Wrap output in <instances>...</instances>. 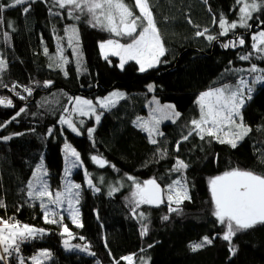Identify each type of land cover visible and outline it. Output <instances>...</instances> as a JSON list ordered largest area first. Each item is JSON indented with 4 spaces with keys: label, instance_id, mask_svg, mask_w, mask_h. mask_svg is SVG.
Segmentation results:
<instances>
[{
    "label": "trees",
    "instance_id": "obj_1",
    "mask_svg": "<svg viewBox=\"0 0 264 264\" xmlns=\"http://www.w3.org/2000/svg\"><path fill=\"white\" fill-rule=\"evenodd\" d=\"M126 2L131 3V0ZM7 3L9 0H0V4ZM150 3L168 51L158 67L144 73L138 71L134 61L128 62L123 70L118 67V58L109 57L111 63L105 61L98 42L110 38L109 34L89 27L83 20L68 19L65 10L52 7L51 0H34L27 14L23 13V8L29 5L8 8L4 13L5 23L0 33L7 32L10 41L5 43L0 35V57L7 62V68L0 72V84L4 85L0 86V95L9 97L13 107L0 104V123L6 124L0 128V137L11 135L13 138L0 139V200L6 205L0 208V217H15L23 224L45 228L48 233L21 246L20 255L24 256L25 264H32L30 257L40 250L52 254L45 264H113L114 258L119 260L126 255H133L136 261L148 259L149 264H264V227L257 226L235 237L232 242L237 247L235 255L229 252L228 243L219 238L217 234L222 233V226L211 214L213 205L208 184L210 178L233 168L264 175V162L258 152L264 151V86H256L253 99L242 109L244 121L252 132L236 149L215 141L209 143L207 139L202 141L195 134L182 140L189 121L198 118L195 100L201 92L234 83L239 75H246L236 73L235 69L248 68L251 63L264 68L262 60L241 61L238 58L250 50L251 35L264 28L261 24L264 12L253 14L249 21L252 28L234 30L236 35L245 38L244 47L225 49L222 44L235 38L232 33L211 42L206 36H216L219 32L218 25L212 23L213 17L219 20L223 14L229 22L238 19L239 6L235 0H207V3L204 0H150ZM50 8L53 12H61V16L50 15ZM74 23L80 31L86 69L81 73L76 71L64 33V27ZM204 28L209 32L197 37L195 33ZM57 37H65L60 42L70 61L66 65L67 76L49 67V56L56 55ZM45 47L49 55L44 54ZM45 81H52L51 86L44 87ZM14 84L18 85L14 93L22 92L25 101L13 94ZM149 84L155 86V91H148ZM25 87L33 89L31 96L24 91ZM114 90L124 91L126 97L114 108L104 111L99 124L90 121L82 135L58 123L64 107L69 106V97L96 100ZM153 97L162 103L174 104L181 114L175 123L162 126L164 135L157 137L158 147L167 150V158L159 162L154 156L157 146L150 144L147 134L133 124L136 117L147 115ZM21 107L25 112L7 123ZM90 127L95 128L91 139L86 131ZM49 128L53 129L52 135H48ZM16 133L23 135H14ZM178 141L181 143L177 152ZM66 142L81 154L83 167L75 178L83 184L84 195L81 204L83 227L65 223L76 237L71 240L72 244L88 245V252L66 250L64 237L59 234L60 227L45 224L39 202L30 207L26 193L21 191L26 188L41 158L52 187L60 188ZM93 155L106 159L115 168L93 164ZM177 157L189 165L184 176L191 199L180 205V213L169 212L167 204L142 206L138 211H144L147 216L148 234L141 237V222L133 216L126 200L130 187L111 196L108 192L121 179H126L125 174L139 181L155 177L162 187L169 184L179 176L168 171ZM85 170L100 188L98 194L85 188ZM165 215L168 220L162 219ZM80 236L84 239H79ZM205 236H216V239L211 245L192 252L189 245L200 242ZM8 264H18L15 256ZM121 264L126 262L121 261Z\"/></svg>",
    "mask_w": 264,
    "mask_h": 264
},
{
    "label": "snow or ice",
    "instance_id": "obj_2",
    "mask_svg": "<svg viewBox=\"0 0 264 264\" xmlns=\"http://www.w3.org/2000/svg\"><path fill=\"white\" fill-rule=\"evenodd\" d=\"M31 2H34V0H9L7 4H0V27L5 23L4 13L8 8L29 5L23 8V13L27 14L30 11ZM204 2L207 3V0H204ZM51 4L53 8L65 10L68 19L77 22L83 20L89 27L108 33L110 38L98 42L100 53L103 59L109 63H111L109 56L119 57L118 67L121 70L129 61H134L141 73L156 68L163 62L161 58L166 55L168 50L157 26L150 0H131V3L126 2V0H51ZM235 4L239 6L238 19L229 22L223 14L219 17V20L213 17L212 23L218 25L219 32L216 36L210 34L206 36V39L211 42L232 33L235 38L222 44L225 49L244 47L246 44L245 38L236 35L234 30L237 28H252L249 21L253 19V14L264 12V0H235ZM49 14L61 16V12H53L51 8ZM189 23H191L190 20ZM261 24H264V21H261ZM8 26L12 27L11 23ZM208 32L209 29L204 28L202 31H197L195 35L203 37ZM64 33L68 48L72 50L76 71L81 73L86 69L83 63L79 28L75 23L66 25ZM0 35L3 36L5 43L10 41L7 32L0 33ZM65 37H57L56 55L49 56L51 61L49 67L59 69L67 76L66 65L70 61L64 55L65 48L60 42ZM121 40L125 42H121ZM251 41L250 50L240 54L239 60L251 61L255 58L264 61V28L252 34ZM44 54L49 55L47 47L44 48ZM6 68L7 62L0 59V72ZM235 72L245 73L246 75H239L234 83H224L199 94L195 100L199 110L198 118L189 121L187 134L182 136V140H188L189 137L195 134L202 141L207 139L209 143L215 141L236 149L239 143L249 136L252 128L245 123L242 109L247 102L253 99L252 94L256 86H264V68L251 63L250 67L235 69ZM51 84L52 81H45L43 86L50 87ZM0 86L4 85L0 84ZM16 87L18 85L14 84L12 90L15 91ZM147 88L149 92L155 91V86L152 84H149ZM24 91L28 96L33 94L32 88L25 87ZM124 98V93L118 91H113L103 98H97L95 102L79 96L69 97L68 103L72 107H64L63 113L67 115L61 114L58 123L65 125L72 133L78 136L82 135L83 131L77 126V121L73 119L74 115L77 117L94 116L95 122L99 124L103 112L114 108L119 100ZM20 99L24 100L26 97L20 96ZM0 104L5 107H13L12 101L4 97H0ZM149 104L152 107L148 118L138 116L133 124L147 133L150 144L157 146L154 150V156L157 157L156 162H159L160 159L167 158V150L158 147L160 141L157 137L164 135L160 131V125L164 121L175 123L181 114L175 110L174 105H161L155 97L149 101ZM24 112L25 108L21 107L7 123L16 120ZM78 123L83 125L84 122L79 120ZM4 127H6V124L0 123V128ZM86 131L91 139L95 128L90 127ZM52 134L53 129L49 128L48 135ZM14 135H23V133ZM12 138L11 135L0 137L4 141ZM180 143L181 141H178L176 144L175 150L177 152L180 150ZM63 151L65 180L61 188H52L47 179L48 172L44 167L43 158H41L32 171L31 178L26 183V188L21 189V191L26 193L28 198L26 202H31L29 203L30 207L36 206L35 202H39L38 207L41 210V218L45 224L60 227L59 234L66 237L63 241V247L66 250L77 249L81 252H88V245L81 246L80 244L70 243L76 237L68 225L64 223L65 214H67V218L72 225L77 228L83 227L80 220V208L78 207L81 201L82 185L69 179L73 169L83 167V161L81 160V154L67 142L64 144ZM258 152L259 158L264 162V151L258 150ZM91 161L100 168L105 166L115 168V165L98 155L91 156ZM188 166L185 161L177 157L168 171L178 173L179 176L163 187L155 177L139 181L136 177L125 174L126 180L131 182L130 194L126 197V200L133 216H137L141 222V237L148 234L147 216L144 211H138L142 206L159 207L162 204H167L169 212L180 213L182 212L180 205L185 200L191 199L187 180L184 176V171ZM84 176L87 187L99 192L100 188L94 184L87 170H85ZM101 182H103V177H101ZM208 184L213 205L211 214L216 222L222 226V233L217 235L228 243L229 252L235 255L237 247L232 243L235 237L247 233L257 226L264 227V175L256 174L251 170L233 168L221 175L210 178ZM122 187H124L122 182L119 183L118 187H111L108 195H113ZM5 207L4 202L0 200V208ZM162 219L168 220L169 217L165 215ZM47 234L45 228L21 224L15 217L7 219L0 217V264H8L9 258L14 256L18 264H25V258L19 255L21 246L43 238ZM79 239L83 240L84 237L80 236ZM214 239H216V236L211 238L205 236L200 242L190 244L189 248L192 252H196L211 245ZM105 247H107L106 243ZM148 247L151 248L153 245ZM141 251H145V249H141ZM89 254L94 255V253ZM109 255L111 256L110 250ZM51 256L50 251L40 250L32 255L30 260L32 264H45V261L50 260ZM121 261L126 262V264H134L133 255L123 256L119 260L114 258L113 264H121ZM140 264H149V261L141 258Z\"/></svg>",
    "mask_w": 264,
    "mask_h": 264
},
{
    "label": "rangeland",
    "instance_id": "obj_3",
    "mask_svg": "<svg viewBox=\"0 0 264 264\" xmlns=\"http://www.w3.org/2000/svg\"><path fill=\"white\" fill-rule=\"evenodd\" d=\"M109 57H114V58H118L119 59V57H117V56H109ZM0 59H1V57H0ZM161 60H162V58H161ZM129 62H131V61H129ZM160 65V64H159ZM158 65V66H159ZM157 66V67H158ZM249 79H251L250 77H249ZM114 91H118V92H122V93H124V96L126 97V93L124 92V91H122V90H114ZM112 93V92H111ZM3 97H5V96H3ZM79 97H81V96H79ZM5 98H7V99H9V97H5ZM82 98H85V97H82ZM156 99H158L157 97H155ZM86 99H88V98H86ZM90 100H92V99H90ZM121 100H123V99H121ZM121 100H119V102L121 101ZM159 100V99H158ZM94 102H95V100H93ZM160 101V100H159ZM118 102V103H119ZM117 103V104H118ZM160 103H161V105H163V104H172V103H162L161 101H160ZM3 105V104H2ZM172 105H174V104H172ZM175 106V105H174ZM69 108H71L72 107V105L71 104H69V106H68ZM151 107H152V105L150 106V104L148 105V107H147V110H148V113H147V115H144L143 116V118H145V119H147L148 118V115H149V112H150V109H151ZM175 110L177 111V108H176V106H175ZM98 111H100L99 109H98ZM65 115H67L66 113H64ZM73 119L75 120V121H77V126L79 127V128H81L82 129V131L88 126V124H89V122L90 121H93L94 122V124L96 125L97 123L95 122V118H94V116L93 117H90V116H85V117H77V116H73ZM79 120H83V125H80L79 123H78V121ZM101 121V120H100ZM166 123H172V121H164L161 125H160V131L162 132V126L164 125V124H166ZM65 126V125H64ZM66 127V126H65ZM67 128V127H66ZM147 134V133H146ZM68 143V142H67ZM69 144V143H68ZM71 145V144H70ZM72 146V145H71ZM73 147V146H72ZM74 148V147H73ZM63 149H64V145H63ZM64 152V151H63ZM43 163H44V167L47 169V167H46V164H45V161L43 160ZM80 168H75V169H73V171H72V175L69 177V179H71V181H73L74 183H79V184H81L82 185V189H81V201H80V204L78 205V207L80 208V220H81V204H82V201H83V195H84V186H83V184L80 182V181H78L76 178H75V175H76V173L78 172V170H79ZM47 172H48V170H47ZM84 172L85 171H83V177H84V184H85V188H88L87 187V184H86V181H85V176H84ZM47 179H48V181H49V183H50V185H51V182H50V180H49V173H48V177H47ZM64 180H65V177L63 176V180H62V182H61V186H60V188L62 187V185H63V183H64ZM123 183L124 184V187H122V188H120V190L121 189H123V188H127V187H130V184H131V182H129V181H127L125 178L124 179H121L120 181H119V183ZM119 183L117 184V186H112V187H118L119 186ZM52 186V185H51ZM53 188V187H52ZM53 189H55V188H53ZM90 189V188H89ZM93 192H94V194H98L99 192H95L93 189H91ZM119 190V191H120ZM118 191V192H119ZM116 193V192H115ZM114 194V193H113ZM173 206H175V205H173ZM69 223V224H72L71 223V221L67 218V214H65V220H64V223ZM74 226V225H73ZM69 227V226H68ZM75 227V226H74ZM70 228V227H69ZM71 230V229H70ZM72 231V230H71ZM66 237H64V239H65ZM70 243L72 244V242L70 241ZM133 260H134V258H133ZM140 262H141V258L138 260V261H136V260H134V264H140Z\"/></svg>",
    "mask_w": 264,
    "mask_h": 264
},
{
    "label": "built area",
    "instance_id": "obj_4",
    "mask_svg": "<svg viewBox=\"0 0 264 264\" xmlns=\"http://www.w3.org/2000/svg\"><path fill=\"white\" fill-rule=\"evenodd\" d=\"M12 92H13V94H16V97H17L18 100H21V99H20V96H24V94H23L22 92H17V93H19V95H17V93H14L13 90H12ZM0 97H3V95L1 94ZM24 97H26V96H24ZM25 100H26V99L21 100V101H25ZM20 223H21V222H20ZM21 224H23V223H21ZM20 253H21V251H20ZM20 253H19V255H20ZM20 256H23V255H20ZM23 257H24V256H23ZM11 258H13V257H11ZM11 258H9V260H10ZM9 260H8V261H9Z\"/></svg>",
    "mask_w": 264,
    "mask_h": 264
}]
</instances>
